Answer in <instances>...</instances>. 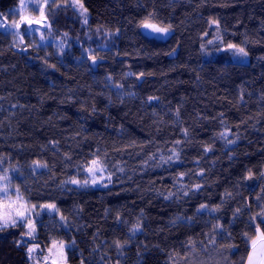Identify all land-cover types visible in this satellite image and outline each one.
<instances>
[{
	"label": "trees",
	"instance_id": "16d2710c",
	"mask_svg": "<svg viewBox=\"0 0 264 264\" xmlns=\"http://www.w3.org/2000/svg\"><path fill=\"white\" fill-rule=\"evenodd\" d=\"M21 1L0 0V15ZM74 2L48 6V41L24 53L0 33V164L31 205L59 209L32 238L0 231V264H32L27 248L52 242L68 245V264L221 252L245 264L264 231V0H80L83 14ZM146 20L169 27L167 41L144 38ZM228 44L249 62L212 52ZM173 149L179 159L162 162Z\"/></svg>",
	"mask_w": 264,
	"mask_h": 264
},
{
	"label": "rangeland",
	"instance_id": "374dc122",
	"mask_svg": "<svg viewBox=\"0 0 264 264\" xmlns=\"http://www.w3.org/2000/svg\"><path fill=\"white\" fill-rule=\"evenodd\" d=\"M51 4V0H48L47 4H45V0H22L19 7L13 11H11L8 14L0 15V17L3 18L2 23H0V33L7 35L11 40L12 43L15 46V50L19 53H24L26 49L35 48L43 43H46L48 40H46V32L49 30L50 25L48 24V21L46 19V10L48 6ZM23 5V6H22ZM37 8L42 9L44 14V19L40 18V12L37 10ZM26 17L28 19H33L38 22H34L31 25L25 23H20V18ZM13 21L16 23H20V27L16 28L13 27ZM171 32L169 31L166 35L163 33H156L155 39L157 41L165 42L170 37ZM43 37V38H42ZM212 52L214 53H222V52H232L234 54V62L239 63H248V57L239 55L235 52L234 49H228L227 47L222 46H215L212 48ZM95 54L92 52L88 57L89 60H97V58L94 57ZM230 138L229 134H225L224 141H228ZM230 143V142H229ZM172 156L173 159L169 160L168 158ZM176 160L175 156L173 155V152L169 153L167 156H164L162 159V162L167 161V163H174ZM5 168L0 164V177H3L5 175ZM7 176L10 177L9 173L6 171ZM88 177H91L89 173H87ZM97 177L101 176V173L96 174ZM7 186L8 187V193L10 196V200L5 198L4 200H0V212L4 211L3 204L5 202H14L17 201V195L16 190L17 188L13 186L11 179L4 180L0 179V188ZM20 194L22 195V201L21 202H27L29 207V214L31 216V219L33 223L35 224V227L40 220L42 214L48 213L50 215H53L56 213V209H48V208H42L36 207L34 210L31 209V204L28 202L27 198L23 195L21 190L19 189ZM3 192H0V197H3ZM10 210V209H9ZM24 230H27V228H24ZM260 234L254 239L257 242V247L261 244V240L258 239ZM52 242L50 246L46 250H42L39 245H36L32 248L35 249V251L31 254V263L32 264H68L67 259L62 260L59 254V248H60V242H55V247L53 246ZM64 255L66 258V249L68 247L67 244L64 243ZM252 247V244H251ZM218 253V252H217ZM29 256V254H28ZM226 258V260H225ZM191 260L189 264H237V261H232L227 259L226 253L221 252V254H214L211 257L205 258H198V260ZM247 264V262L245 263Z\"/></svg>",
	"mask_w": 264,
	"mask_h": 264
},
{
	"label": "snow or ice",
	"instance_id": "6c2138e0",
	"mask_svg": "<svg viewBox=\"0 0 264 264\" xmlns=\"http://www.w3.org/2000/svg\"><path fill=\"white\" fill-rule=\"evenodd\" d=\"M48 0H45V4H47ZM51 3L53 4V6H56V0H51ZM23 6V5H22ZM79 7V9L82 10V14L83 13H87V9L84 8V5L80 2V0H75L73 7ZM37 10L40 12V18L44 19V14L42 9L37 8ZM3 18L0 17V23H2ZM27 22V24L31 25L34 22H38L35 21L33 19H28L26 17H21L20 18V23H25ZM87 21V16L85 15L84 18V23L86 24ZM20 23H16L15 21H13V27L19 28L20 27ZM213 23H218L213 21ZM141 27L144 29H150L153 33H163V34H167L169 32V27H161L158 26L157 24L151 23L149 20H146L144 22H142ZM43 38V37H42ZM228 49H234L235 52L239 55L242 56H247L248 53L245 51L244 48L242 47H238L235 44H228L227 45ZM95 63V60L93 61ZM140 76H143V73H140ZM150 100L153 99L152 97L149 98ZM185 135L187 134V130H184ZM177 144L180 143V141H176ZM206 151H208L209 149H205ZM173 155L175 156L176 159H179V154L175 152V150L173 149ZM151 159V157H150ZM161 159H163V157H161ZM169 160H172L173 157L170 156L168 158ZM0 163H2V160H0ZM165 163H167V161H165ZM36 164L39 165V161L36 162ZM43 167H47V164H44ZM85 171H87L90 175H91V183L92 184H96L100 181H102L104 179L103 177V173L105 171V168L102 166L100 160L97 159H92L90 161V164L88 166H86L84 168ZM121 171H123V169H121ZM101 173L100 177H97V173ZM202 174V173H201ZM181 177L183 176V173L180 174ZM250 178V177H249ZM0 179H4V180H9L10 181V177L7 176L6 174V170H5V175L3 177H0ZM107 179L109 181H111V174L108 175ZM68 183H72V184H76V185H80L82 187L84 186H88L90 181L89 179L85 178L83 180V182H81L78 179H70L68 181ZM103 186H107V185H103ZM197 188H199V185H196ZM0 192H3V197H0V200H4L5 198H7L8 200H10V196L8 193V187L4 186L2 188H0ZM188 193L185 191L184 195H187ZM16 195H17V201L14 202H5L3 204L4 207V211L0 212V231H2L3 229L12 226V227H16L19 226L21 228H27L28 231L24 233V235L28 236L29 238H32V234L36 231V227L35 224L33 223L31 216L29 214V207L27 202H21L22 201V195L19 192V189L17 188L16 190ZM171 195V194H169ZM169 197H166V199ZM42 208H48V209H56L55 204L49 203V204H44L41 205ZM207 207L206 205H201V208H205ZM36 205L32 204L31 205V209H35ZM10 209V210H9ZM56 211H59V209H56ZM239 211V210H237ZM260 216V219L262 222H264V210H262L261 213L258 214ZM62 220H66L67 217L61 216ZM253 222H255V218H252ZM140 228V222L138 221L136 225L133 226V228L131 229L132 231V235H135L136 231L139 230ZM256 231H260V225L256 224L255 227ZM258 239H260L262 242L259 245V247H257V242L256 240H252V247H251V252L248 254L247 256V264H264V231H260V236L258 237ZM75 242L73 241V244ZM115 246L118 249H122L126 244L127 241H124L123 243H121L119 240L114 241ZM17 246H19V242L17 243ZM53 246L55 247V242L53 243ZM64 243L60 242V248H59V254L62 260H66L65 255H64ZM35 251L34 248L32 247H28L27 248V252L29 254V258L31 259V254Z\"/></svg>",
	"mask_w": 264,
	"mask_h": 264
},
{
	"label": "water",
	"instance_id": "95a60500",
	"mask_svg": "<svg viewBox=\"0 0 264 264\" xmlns=\"http://www.w3.org/2000/svg\"><path fill=\"white\" fill-rule=\"evenodd\" d=\"M140 33H141V35L144 37V38H146V39H148V40H154L155 39V36H156V33H153L150 29H144V28H140ZM176 53L175 52H172L170 55H169V58L170 59H175L176 58ZM94 61V60H93ZM91 62V65L93 66V67H96L97 66V61L95 60V63L94 62Z\"/></svg>",
	"mask_w": 264,
	"mask_h": 264
}]
</instances>
